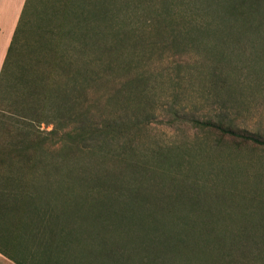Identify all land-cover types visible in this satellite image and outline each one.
<instances>
[{
	"label": "rangeland",
	"instance_id": "obj_1",
	"mask_svg": "<svg viewBox=\"0 0 264 264\" xmlns=\"http://www.w3.org/2000/svg\"><path fill=\"white\" fill-rule=\"evenodd\" d=\"M225 5L35 0L26 12L3 85L0 155L31 157L40 189L56 190L73 263L95 264L86 220L94 206L106 217L101 236L129 245L135 264L146 255L156 264H264V149L204 123L264 136V2L253 31ZM69 109L107 132V152L65 134L78 128ZM130 176L148 202L126 213L119 194ZM13 221L0 222V264H42L39 240Z\"/></svg>",
	"mask_w": 264,
	"mask_h": 264
},
{
	"label": "trees",
	"instance_id": "obj_2",
	"mask_svg": "<svg viewBox=\"0 0 264 264\" xmlns=\"http://www.w3.org/2000/svg\"><path fill=\"white\" fill-rule=\"evenodd\" d=\"M34 1L35 0L25 1L0 71V109L4 102L3 85L7 76L8 67L10 66V60H12L13 53L18 44L17 37L20 31V26L24 20L26 12H28ZM262 2H264V0H226V5L223 8L225 9L226 7L227 12L231 14V17H233L234 20L240 22L250 31H253L255 29V23L252 18L260 14V6ZM99 3L101 2H97L96 7H99ZM97 16L101 20L103 14L100 15L98 12ZM93 33L95 34L97 31L95 30ZM84 35H87V32H84L83 36ZM263 40L264 39H262V41ZM102 43L103 41L91 42L92 45H96L99 49L102 48ZM64 96L66 102H71L70 99H72V97L69 92H65ZM70 114H73L72 118L78 123V128L76 127L77 129L75 131L69 129L65 134H74L73 136L77 139L85 141V147L88 150H91V152H107L102 147V144L105 142L102 139L106 137L107 132L105 133L100 127L88 123L89 119L86 117V111L84 113H79V111L69 109L66 113L68 118L71 117ZM204 123L205 126L215 129L223 135L247 141L264 149V136L253 133L239 126H225L221 122L214 123L209 119ZM120 154L121 152H117L115 158L120 156ZM17 156L18 157L4 154L0 155V222L3 223V218L6 220L13 218L14 227H16V229L20 230L24 228V230L22 229L23 231H26L24 233H29L28 235L31 238L38 239L39 249L37 252H41V259H43L42 264H75V261L74 263L71 261V258H75L72 256L73 253L71 254L70 252V244L74 241V237L71 229L67 228V224L61 223L62 221L59 219L62 212L59 210L57 201L54 200V197L57 194L56 190L49 187L47 189L45 188L43 192L38 184L39 174L33 159L27 156L25 158L20 153ZM131 162H133V160H131ZM43 173L47 175L44 171ZM130 177L131 178L128 179L127 184L123 185L119 194L120 201L126 213L134 208L135 203L141 201L145 203L148 202L144 199L141 191H139V193H136L135 191V184L141 187L144 186V183L140 181L138 184L139 181L136 183V177ZM142 190L144 191V189ZM65 193H69V190L67 189ZM67 201L70 202L69 199H67ZM95 210L96 209L93 206L86 215V220L88 221L87 224L96 230L95 232L91 233L90 231L88 233L92 234V237L96 238L98 241L96 252L92 254L94 263L107 264L110 262H106V260H110L119 264H135L133 256L124 252L125 248L129 245L120 244L118 247H112L109 246L107 240L104 239V236H101V232L107 229L105 222L106 217H104L101 211L98 212ZM16 218L17 220H15ZM192 228L193 227L187 228L184 231L190 232ZM186 241L187 240L184 239V237L181 238V243ZM164 250L166 252V250L169 251L170 248L167 246ZM161 252L162 251L160 250V252L153 253V257L157 262L159 257L158 254H161ZM146 257L148 259H141L137 264H147V261L156 264L152 257H148V255H146ZM15 263L33 264L30 256H25V259L15 261Z\"/></svg>",
	"mask_w": 264,
	"mask_h": 264
},
{
	"label": "crops",
	"instance_id": "obj_3",
	"mask_svg": "<svg viewBox=\"0 0 264 264\" xmlns=\"http://www.w3.org/2000/svg\"><path fill=\"white\" fill-rule=\"evenodd\" d=\"M25 1L0 0V71ZM8 245L12 246V243Z\"/></svg>",
	"mask_w": 264,
	"mask_h": 264
}]
</instances>
